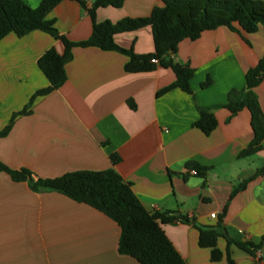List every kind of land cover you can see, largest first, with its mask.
<instances>
[{"label":"crops","instance_id":"0c3cea01","mask_svg":"<svg viewBox=\"0 0 264 264\" xmlns=\"http://www.w3.org/2000/svg\"><path fill=\"white\" fill-rule=\"evenodd\" d=\"M36 7L41 0H25ZM60 1L47 15L58 32L71 41L88 38L93 0ZM161 0H124L120 7L96 10L98 22L148 16ZM116 44L137 54L153 51L150 26L117 33ZM63 44L48 33L10 32L0 39V130L17 114L7 135L0 137V161L29 169L35 177L53 178L75 170L114 169L131 184L150 212L173 211L196 225H214L233 188L264 164L263 148L238 157L252 139L246 108L230 116L224 103L230 90L245 87V72L264 55V25L253 33L225 26L183 39L169 57L194 68L191 93L173 88L156 93L175 80L171 69L127 72L128 56L98 47H73L65 63L66 80L45 95L29 100L48 80L37 59ZM210 79L202 88L201 82ZM264 113V75L254 88ZM131 101L134 108L129 107ZM216 119L205 134L192 124L199 109ZM120 160L113 164L110 155ZM193 160L210 169L204 177L187 171ZM215 217L211 218L210 214ZM235 240L259 242L264 234V176L248 182L230 200L222 220ZM187 264H227L210 260V249L198 245V230L176 221L162 226ZM119 227L95 208L53 190L33 191L0 172V264H140L119 254ZM226 242L217 246L224 251ZM235 264H264L254 255L230 246Z\"/></svg>","mask_w":264,"mask_h":264},{"label":"trees","instance_id":"16d2710c","mask_svg":"<svg viewBox=\"0 0 264 264\" xmlns=\"http://www.w3.org/2000/svg\"><path fill=\"white\" fill-rule=\"evenodd\" d=\"M62 0H41L36 7H31L25 0H0V39L12 32L23 36L33 30H41L63 44V52L58 53L53 47L48 48L38 59L37 65L48 80V85L39 89L29 100L45 95L60 87L66 80L64 65L72 57L73 47H98L102 50H114L128 56L124 65L127 72L151 71L160 65L169 68L175 75V80L156 94H163L173 88L191 93L190 80L194 68L188 64L174 62L169 55L177 51L183 39L194 40L206 30L225 26L231 31L245 33L256 32L264 25V0H161L148 16L124 17L116 22L96 20V10L99 7H120L124 0H93L87 12L92 21V31L88 38L71 41L60 34L53 21L46 15ZM86 7L85 2L76 0ZM143 26H150L153 51L147 54H137L131 48H123L115 43L113 37L117 33L133 31ZM157 59L154 63L151 59ZM264 75V55L257 64L245 72V87L230 90L226 101L219 106L229 110L230 116L246 108L250 113L252 139L240 151L238 157H247L263 148L264 113L261 109L254 88L261 82ZM210 84V79L201 82L202 88ZM129 107L134 108L131 101ZM23 108L13 114L10 122L0 130V137L7 135L11 122L17 114L26 112ZM217 122L207 108L199 109V118L193 126L203 133L209 134ZM113 164L120 160L116 153L110 155ZM187 171L193 170L195 175L204 177L210 169L193 160L185 163ZM0 172H5L15 182H27L33 191L53 190L70 199L87 204L112 219L119 227L117 251L128 255L140 264H187L175 249L162 226L181 221L191 224L198 230V245L210 249V260L217 262L225 257L227 264H235L230 252V246L254 255L257 251L264 253V234L257 243L248 239L235 240L222 225L229 200L246 184L259 175L264 176V164L253 175L239 182L231 191L221 213L214 225H196L194 220L173 211L150 212L144 208L134 194L131 184L112 168L104 170H75L63 173L53 178L35 177L27 168L14 169L0 161ZM223 238L226 242L222 251L217 242Z\"/></svg>","mask_w":264,"mask_h":264},{"label":"built area","instance_id":"2783aa9c","mask_svg":"<svg viewBox=\"0 0 264 264\" xmlns=\"http://www.w3.org/2000/svg\"><path fill=\"white\" fill-rule=\"evenodd\" d=\"M151 61L154 62V63H158V60L155 59V58L151 59ZM190 172H191V173H194L193 170H191ZM210 217H211V218H214V217H215V214H214V213H211V214H210ZM245 239H246V238H245Z\"/></svg>","mask_w":264,"mask_h":264}]
</instances>
